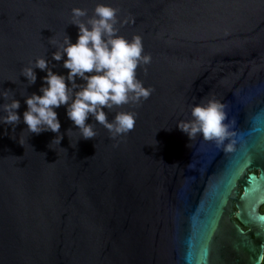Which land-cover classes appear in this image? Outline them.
Here are the masks:
<instances>
[{"label": "water", "instance_id": "1", "mask_svg": "<svg viewBox=\"0 0 264 264\" xmlns=\"http://www.w3.org/2000/svg\"><path fill=\"white\" fill-rule=\"evenodd\" d=\"M96 3L132 21L116 27L142 38L151 62L136 74L153 91L104 109L136 113L115 139L91 117L96 136L80 138L64 106L57 135L0 124V264H259L232 202L242 185L237 218L264 222V0H0V92L18 114L45 75L27 85L21 70L43 56L66 74L51 54L77 38L71 9L90 17ZM210 97L226 105L232 152L176 127Z\"/></svg>", "mask_w": 264, "mask_h": 264}, {"label": "clouds", "instance_id": "2", "mask_svg": "<svg viewBox=\"0 0 264 264\" xmlns=\"http://www.w3.org/2000/svg\"><path fill=\"white\" fill-rule=\"evenodd\" d=\"M128 22L132 21L119 20L118 9L110 4L96 3L90 17L86 9L73 7L71 24L77 27V38L72 42L65 34L51 54L52 60L62 61L66 74L53 71L55 65L51 60L36 57L30 66L21 70V75L26 78L27 85H32L37 79L35 68L45 73L41 77L39 94L33 92L23 96L26 109L21 116L17 112L20 101L15 97L9 100L8 91L0 92V98L7 101L0 104L4 113L0 116V124L16 126L22 119L29 133L38 135L50 131L57 135L61 124L55 109L64 106L80 138L87 140L96 136L92 123H86L89 117L103 125L113 139L127 135L135 126L136 113L118 111L109 121L104 109L138 103L153 91L150 86L145 87L136 74L138 67L151 62L150 55L144 52L142 38L139 35L126 38L116 27L117 23ZM225 108L226 105L214 97L202 100L191 106V118L178 121L176 127L189 140L200 135L222 147L223 151L232 152L234 133L227 122L229 116ZM61 139L60 134L58 144Z\"/></svg>", "mask_w": 264, "mask_h": 264}, {"label": "flooded vegetation", "instance_id": "3", "mask_svg": "<svg viewBox=\"0 0 264 264\" xmlns=\"http://www.w3.org/2000/svg\"><path fill=\"white\" fill-rule=\"evenodd\" d=\"M258 174L257 170H254ZM243 193L242 185L238 188V195L232 202V219L243 229L248 235L253 246L256 247V252L260 253V263L264 264V222L256 223L248 221V224H244L237 218L238 213H243L246 210L245 204L241 201V194ZM258 213L264 214V201L258 206ZM247 219V218H246Z\"/></svg>", "mask_w": 264, "mask_h": 264}]
</instances>
